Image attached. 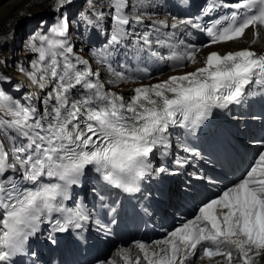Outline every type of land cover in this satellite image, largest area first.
Wrapping results in <instances>:
<instances>
[{
	"label": "snow or ice",
	"instance_id": "6c2138e0",
	"mask_svg": "<svg viewBox=\"0 0 264 264\" xmlns=\"http://www.w3.org/2000/svg\"><path fill=\"white\" fill-rule=\"evenodd\" d=\"M146 2L106 0L105 11L101 0H88L89 11L80 14L77 23L87 26L99 27L106 18L111 20L109 49L103 50L104 58L99 61L115 76L109 84L139 78L116 71L109 63L107 58L121 49L127 57H147L178 71L195 64L201 49L239 41L247 30L252 32L251 42L224 54L210 51L202 67L136 87L125 100L105 91L100 74L92 71L87 59L75 54L69 42L72 19L64 14L74 0H53L59 19L47 33L29 38L26 48L38 53L30 62L32 71L23 65L18 69L41 91L51 85L40 101L42 109L22 104L0 87V135L10 145L6 151L0 143V264H17L16 257L24 255L35 257L29 264H37L38 254L27 246L41 234L42 225H48L50 244H58L59 234L84 227L90 219L87 207L78 202L69 207L65 202L88 166H93L107 185L127 194L139 193L145 180L180 175L181 169L193 162L189 157L201 156L198 149L178 138L176 147L187 155L177 154L173 167L166 163L154 166L156 151L162 157L170 155L171 129L195 134L214 110L239 106L251 95L250 86L264 92V54L251 48L264 30V0H209L201 16L173 17L175 22L170 25L166 20L151 19L153 13L145 8ZM205 17L210 18L207 23ZM140 26L150 30L141 31ZM169 27L173 36L191 28L205 33L209 40L192 45L159 35L151 38L160 28ZM4 39L0 37V42ZM165 47L167 53L157 50ZM120 67L127 69L125 64ZM9 80L0 77V83ZM258 143L262 150L237 183L202 204L194 218L154 241L151 252V246L143 242L134 245L147 264H197V259L213 257H223L224 264H233L234 259L239 264H259L264 256V141ZM20 180L35 187L22 190ZM96 195L103 201V192ZM97 227L110 232L99 221ZM129 251L121 248L115 255L130 264ZM99 264L117 261L113 258ZM136 264H141L139 255Z\"/></svg>",
	"mask_w": 264,
	"mask_h": 264
},
{
	"label": "rangeland",
	"instance_id": "374dc122",
	"mask_svg": "<svg viewBox=\"0 0 264 264\" xmlns=\"http://www.w3.org/2000/svg\"><path fill=\"white\" fill-rule=\"evenodd\" d=\"M12 2L13 0H0V11ZM101 3L103 10L107 11L108 5L106 0H101ZM17 5L18 4H16V6ZM97 10L99 11L100 8L98 7ZM87 11H89L88 0H78L77 2L73 3L72 7L65 11L64 14L72 19V31L69 35V42L73 46L75 54L83 57H88L90 54V67L91 69H95L97 65L93 63L94 61L92 60L99 59L100 47L106 39H109L111 33V20L106 18L99 23V27L78 24L77 21L79 20L80 14L86 13ZM50 12L47 14L50 23L43 21L44 15L41 14L33 16L32 18H19V20L16 21L8 44L6 45L5 43L0 45V73L7 72L9 76H11L15 74L21 65L29 66L30 69L27 71H32L30 62L32 59L37 57L38 53L29 51L26 48V44L30 37L47 33L50 24L55 23L59 19V15L54 10V8H52ZM8 21V23L11 25L14 23V21H11L10 18H8ZM37 46H39L38 40ZM0 85L13 96L11 88L5 82L0 83ZM115 85L118 87L121 86V83ZM6 118L10 119V117Z\"/></svg>",
	"mask_w": 264,
	"mask_h": 264
},
{
	"label": "bare ground",
	"instance_id": "6f19581e",
	"mask_svg": "<svg viewBox=\"0 0 264 264\" xmlns=\"http://www.w3.org/2000/svg\"><path fill=\"white\" fill-rule=\"evenodd\" d=\"M16 4H18L16 6ZM54 8L53 6V0H13V2L7 6H5L0 11V35L2 37H6L2 42H0V45L8 44L9 39L11 38V34L14 30L16 21L19 20V18L27 17L32 18L36 15H44V20L47 23L49 22V18L47 14L51 11V9ZM51 13V12H50ZM8 18L11 19V21H14V23L11 25L8 22ZM161 20H165V15H161ZM54 24V23H53ZM50 24V27L53 25ZM49 27V28H50ZM8 31V32H7ZM4 32V33H3ZM6 32V33H5ZM0 36V37H1ZM252 39V32L251 30H247L245 37L242 38L239 41L229 42L227 44H218L213 45L212 48L215 49H224V48H234V47H248ZM251 48L253 50H256L258 52L264 51V32L261 31V35L258 39V42L251 45ZM205 51L202 49L199 53H197L196 60L201 57L202 54H204ZM83 57V56H81ZM84 59H87L83 57ZM98 65V64H97ZM79 67H83L82 65ZM192 67V66H191ZM98 73L103 75V78L100 77L101 82L104 83L105 91H111L116 93L117 95H120L124 97L125 100H129L131 96L134 94L133 89L136 87L141 86H150L149 81L153 80H147V81H122L123 84L118 87H114L111 84L107 83L109 80H113V78L107 76V74L104 72V68L98 67L97 68ZM10 78L9 81H7V84L12 87L11 90L14 93V98L19 100L24 105H35L38 109H42V105L40 103L41 99L48 91L51 90V85H49L46 89L41 91L39 88H37L34 84H32L26 76H9L7 72L0 73V77L6 76ZM166 75H162L158 78H154L155 80L163 79ZM75 91V90H74ZM37 97V100L34 101L33 99ZM0 143L4 142L2 139H0ZM5 145V144H4ZM149 252H151L155 245H150ZM121 249V248H119ZM117 249V251L119 250ZM130 249L128 253V257L130 260V264H136L137 255H139V258L143 257V254L139 252L138 249L134 248H127ZM114 258L116 261L120 264H124V261L120 259L119 256L114 255ZM141 260V259H140ZM224 264V258H204L203 260H198L197 264ZM236 260L234 259L233 262ZM264 263V256L260 258L259 264Z\"/></svg>",
	"mask_w": 264,
	"mask_h": 264
}]
</instances>
